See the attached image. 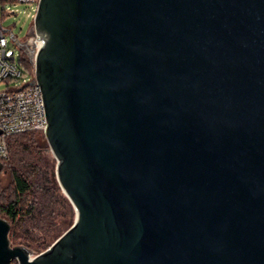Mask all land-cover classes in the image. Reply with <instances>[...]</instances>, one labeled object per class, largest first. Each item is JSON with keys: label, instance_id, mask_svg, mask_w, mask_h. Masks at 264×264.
<instances>
[{"label": "water", "instance_id": "water-1", "mask_svg": "<svg viewBox=\"0 0 264 264\" xmlns=\"http://www.w3.org/2000/svg\"><path fill=\"white\" fill-rule=\"evenodd\" d=\"M33 25L75 219L30 258L0 218V264H264V0H40Z\"/></svg>", "mask_w": 264, "mask_h": 264}, {"label": "trees", "instance_id": "trees-1", "mask_svg": "<svg viewBox=\"0 0 264 264\" xmlns=\"http://www.w3.org/2000/svg\"><path fill=\"white\" fill-rule=\"evenodd\" d=\"M14 4L15 0H0V21L10 16L6 9ZM17 62L26 75L34 76V68L27 63L21 47ZM36 134L9 140L10 153L3 165L11 173L13 184L10 194L0 188V217L11 225V245L38 255L71 227L75 215L58 185L55 162L46 158L47 149L33 136Z\"/></svg>", "mask_w": 264, "mask_h": 264}, {"label": "built area", "instance_id": "built-area-1", "mask_svg": "<svg viewBox=\"0 0 264 264\" xmlns=\"http://www.w3.org/2000/svg\"><path fill=\"white\" fill-rule=\"evenodd\" d=\"M40 0H15L18 4L31 6L28 16L35 17ZM7 14L16 15V11L7 7ZM0 21V84L18 83L19 86L8 88L0 92V163L9 157V140L12 137L27 133H42L47 129L46 114L42 92L37 84H33L34 76L27 79L23 68L17 62L16 53L10 47L6 33ZM32 52L34 57L41 47V42L32 38ZM35 254H30L34 258ZM11 264H20L13 261Z\"/></svg>", "mask_w": 264, "mask_h": 264}, {"label": "rangeland", "instance_id": "rangeland-1", "mask_svg": "<svg viewBox=\"0 0 264 264\" xmlns=\"http://www.w3.org/2000/svg\"><path fill=\"white\" fill-rule=\"evenodd\" d=\"M9 7L10 9L15 10L17 14L10 15L7 18L3 19L2 21L3 30L8 31L6 33V37L9 40L10 47L13 48L16 53L17 61H19L20 59V47H21L24 50L27 63H29L30 67L34 68V54L31 48L33 42L32 37H35L34 25H33L34 17L28 16V11L31 10V6L27 4H18L17 6L10 5ZM29 78L31 77L27 75L28 80ZM15 86H19V84L15 82L10 84L1 83L0 92H4L6 89L14 88ZM41 135L43 136V138L41 137ZM33 136L35 137L37 136V141L39 142V144L43 148L47 149V151H45L46 158L52 162H55L56 165V160L48 147L44 134L38 133ZM55 174H56V166H55ZM12 184H13L12 175L8 171V169L4 167V169L0 172V188L2 189V192L3 193L7 192V194H10L12 192L11 191Z\"/></svg>", "mask_w": 264, "mask_h": 264}]
</instances>
